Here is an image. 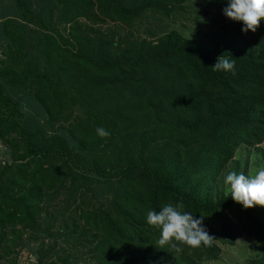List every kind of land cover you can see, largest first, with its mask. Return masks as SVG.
<instances>
[{
    "label": "trees",
    "instance_id": "16d2710c",
    "mask_svg": "<svg viewBox=\"0 0 264 264\" xmlns=\"http://www.w3.org/2000/svg\"><path fill=\"white\" fill-rule=\"evenodd\" d=\"M3 1L0 141L11 159L0 164V260L26 233L23 248L41 234L65 239L42 240L38 264H206L242 237L245 264H264V207L242 208L223 183L229 171L251 175L253 151L264 169V22L249 37L224 0ZM193 3L205 17L186 19L198 26L188 37L126 41L94 28L181 17ZM223 53L234 71L210 68ZM63 196L74 216L50 234L42 207ZM168 202L204 217L213 239L179 252L157 244L145 214Z\"/></svg>",
    "mask_w": 264,
    "mask_h": 264
},
{
    "label": "clouds",
    "instance_id": "9594fccd",
    "mask_svg": "<svg viewBox=\"0 0 264 264\" xmlns=\"http://www.w3.org/2000/svg\"><path fill=\"white\" fill-rule=\"evenodd\" d=\"M225 7L222 14L233 22L242 25L241 32H256L261 22H264V0H224ZM235 59L226 53L216 58L210 67L213 71H234ZM97 136L104 138L110 133L103 127L95 129ZM223 183L227 188L228 196L242 206L250 209L254 206L264 207V169L257 170L254 175L227 172ZM227 196V197H228ZM181 202L175 204L164 203L158 211L148 210L145 214V223L159 229L157 244H168L176 252L181 251L180 244L188 247H198L213 239L203 226L202 216L193 215L183 210Z\"/></svg>",
    "mask_w": 264,
    "mask_h": 264
},
{
    "label": "rangeland",
    "instance_id": "374dc122",
    "mask_svg": "<svg viewBox=\"0 0 264 264\" xmlns=\"http://www.w3.org/2000/svg\"><path fill=\"white\" fill-rule=\"evenodd\" d=\"M11 5L9 2H1L0 0V20L3 19L2 17H8L9 16V9ZM185 11L183 12L184 16L181 17H171L169 19H166L164 16H157L156 13H148L146 16H144L140 21L137 23L132 24L129 27H122L115 23L106 22L104 25H95L94 28L102 29L103 31L110 30L113 33H115L117 39H123L128 41H139V40H148V41H156L160 36H162L165 33H168L173 30H178L180 32H183L186 37L189 36L191 32H193L194 28L197 31L198 26L195 24L190 25V23H186V19L190 17L191 15L197 16L198 18L205 17V10L204 6L202 4L193 3L185 6ZM231 21V20H230ZM199 24V23H198ZM198 32V31H197ZM64 34V32H63ZM247 35L251 38L255 37L257 35L256 32H248ZM129 43V42H128ZM127 46V44H126ZM130 47V43L128 45ZM5 48V42H0V67L4 66L5 56L4 51ZM264 147V144L262 145ZM257 151V150H256ZM7 149L4 146V144L0 141V164L5 163L11 159L10 155H6ZM258 153V152H257ZM254 151L251 152L250 155V161L249 166L250 170L249 173L251 175H254L257 170L262 169L261 167L256 166V164H253L254 162ZM259 156V155H258ZM238 157H241L243 161H245V152L243 149L238 151ZM257 158V156H256ZM65 196L61 198H56L55 200L51 201L48 204V207L46 204L42 207V216L41 221L43 224V229L45 227H49L53 229V232H58V227L60 223L61 218H68L72 217L74 215H71L73 213V210L68 211L64 213L63 208L65 207ZM86 205L82 207L83 210L90 209L92 210V206H90L87 202H85ZM81 213V210L79 214ZM19 239H22L20 244H17V246L13 243L9 244V253L10 256H8L5 260H0V264H38V256L35 255V249L40 246L42 240L45 243V245H53L56 244L57 246L64 247L63 245L66 243L64 238L61 237H55L56 242H54L53 239L50 237H46V235L41 234L40 238L41 240L33 242V244L30 242V246L27 248H23L26 244V241L29 240L28 234L24 233L23 235H19ZM73 239V238H72ZM71 244L73 245V240H70ZM251 242L250 240L242 237L237 240V245L234 248L229 249H223L222 252V259H219L215 262H209L206 264H245L246 260V253H252L251 248ZM23 246V247H22ZM58 250V248H57ZM0 257H4V254H1Z\"/></svg>",
    "mask_w": 264,
    "mask_h": 264
}]
</instances>
